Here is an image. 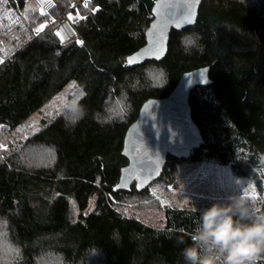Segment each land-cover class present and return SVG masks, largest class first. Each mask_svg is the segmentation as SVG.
Segmentation results:
<instances>
[{
	"label": "trees",
	"instance_id": "trees-1",
	"mask_svg": "<svg viewBox=\"0 0 264 264\" xmlns=\"http://www.w3.org/2000/svg\"><path fill=\"white\" fill-rule=\"evenodd\" d=\"M9 1L19 9L26 3ZM52 1L47 15L31 4L39 14L33 24L43 26L0 63V125L15 130L69 81L83 95L75 105L78 116H58L23 145L50 151L46 164L26 165L14 150L0 156V236L6 241L0 264H87L93 254L102 264H185L182 250L192 243L201 209L166 208L161 227L118 211L113 199L140 197L148 189L112 192L127 163L122 139L143 101L164 98L181 74L207 66L210 84L193 89L188 99L203 142L187 159L169 156L158 179L177 165L210 161L261 190L264 0H202L195 24L170 32L161 61L134 67L125 58L144 44L155 0ZM63 19L73 32L65 41L55 34ZM188 32L200 39L186 52L180 38ZM153 65L166 70L162 88L145 79ZM122 93L128 114L109 118V100ZM91 200L94 208L84 214ZM257 213L264 214V196Z\"/></svg>",
	"mask_w": 264,
	"mask_h": 264
},
{
	"label": "rangeland",
	"instance_id": "rangeland-1",
	"mask_svg": "<svg viewBox=\"0 0 264 264\" xmlns=\"http://www.w3.org/2000/svg\"><path fill=\"white\" fill-rule=\"evenodd\" d=\"M39 16L36 9L26 0L22 9L12 7L9 0H0V61L11 55L26 43L43 24H33ZM36 25V26H35ZM0 62V63H1ZM151 74L152 84L158 83ZM83 92L74 81H69L59 92L52 96L36 112L32 113L15 130H0V156L9 151H17L26 165L46 164L52 157L47 149L34 146H23L26 140L58 116L73 119L79 111L76 104ZM125 100H109L107 116L123 118L128 114L129 105ZM39 155V156H36ZM44 162V163H43ZM261 179V190H258L250 178H244L231 172L227 165L205 161L197 165H177L168 177L153 181L147 193L140 197H123L113 199L115 208L125 216L138 218L141 222L161 227L163 210L166 208L203 209L212 203H226L230 197L238 196L257 212L258 204L264 196V167L256 169ZM93 200L83 213L93 210ZM79 214L74 203L71 204V215L76 219ZM5 240L0 236V255L5 253ZM4 249V251H3ZM13 255V250H9ZM7 256V255H6ZM9 257V255H8ZM11 257V256H10ZM14 259V257H11ZM87 264H102L98 254L90 255ZM42 264V263H41ZM47 264H58L57 260Z\"/></svg>",
	"mask_w": 264,
	"mask_h": 264
},
{
	"label": "water",
	"instance_id": "water-1",
	"mask_svg": "<svg viewBox=\"0 0 264 264\" xmlns=\"http://www.w3.org/2000/svg\"><path fill=\"white\" fill-rule=\"evenodd\" d=\"M202 0H155L144 31V44L128 55L126 65L159 62L167 52L171 31H181L195 24ZM131 61V63H129ZM209 67L184 72L164 98H148L127 126L122 139L121 155L127 163L119 170L112 192H136L147 189L157 180L169 156L187 159L203 142L191 119L188 104L193 89L210 84Z\"/></svg>",
	"mask_w": 264,
	"mask_h": 264
},
{
	"label": "clouds",
	"instance_id": "clouds-1",
	"mask_svg": "<svg viewBox=\"0 0 264 264\" xmlns=\"http://www.w3.org/2000/svg\"><path fill=\"white\" fill-rule=\"evenodd\" d=\"M198 33L188 32L180 43L186 52L198 46ZM160 80L151 84V74ZM150 86L162 88L168 79L162 66L144 70ZM118 99L126 100L122 93ZM114 118V117H113ZM192 243L182 250L185 264H257L264 257V214L253 210L238 196L226 203H212L199 211L198 223L191 234Z\"/></svg>",
	"mask_w": 264,
	"mask_h": 264
},
{
	"label": "built area",
	"instance_id": "built-area-1",
	"mask_svg": "<svg viewBox=\"0 0 264 264\" xmlns=\"http://www.w3.org/2000/svg\"><path fill=\"white\" fill-rule=\"evenodd\" d=\"M38 10L40 15H47L51 10L53 1L52 0H28ZM55 34L59 36L62 41L69 39L72 35V29L66 20H60L55 24ZM1 62V61H0ZM6 130L7 128L0 125V130Z\"/></svg>",
	"mask_w": 264,
	"mask_h": 264
},
{
	"label": "snow or ice",
	"instance_id": "snow-or-ice-1",
	"mask_svg": "<svg viewBox=\"0 0 264 264\" xmlns=\"http://www.w3.org/2000/svg\"><path fill=\"white\" fill-rule=\"evenodd\" d=\"M129 63H131V61H129ZM153 78H154L156 81H159V80H160V76H159V74L155 75Z\"/></svg>",
	"mask_w": 264,
	"mask_h": 264
}]
</instances>
